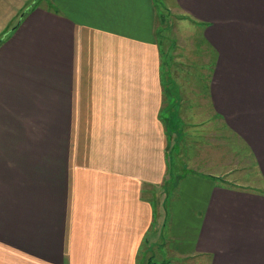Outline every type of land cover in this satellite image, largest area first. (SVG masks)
<instances>
[{"label": "crops", "instance_id": "crops-1", "mask_svg": "<svg viewBox=\"0 0 264 264\" xmlns=\"http://www.w3.org/2000/svg\"><path fill=\"white\" fill-rule=\"evenodd\" d=\"M14 1L0 40V264H148L157 249L171 263L264 264V0H171L200 33L206 88L172 76L155 0ZM180 132L206 173L172 199L184 216L181 187L204 186L192 226L168 219L162 193ZM245 155L260 188L212 180H240Z\"/></svg>", "mask_w": 264, "mask_h": 264}, {"label": "rangeland", "instance_id": "rangeland-1", "mask_svg": "<svg viewBox=\"0 0 264 264\" xmlns=\"http://www.w3.org/2000/svg\"><path fill=\"white\" fill-rule=\"evenodd\" d=\"M28 4H41V5H47L49 1L48 0H26ZM158 6V15H157V31H158V37L160 44L163 46V50L165 53V61L170 66V71L174 73L172 76L176 78L179 82H182V77L185 78L183 81H195L196 84L200 88H206V76H207V70L209 68V63H206V60H208V54L204 53L202 51L201 46V37L200 33L194 28V25L189 23L190 21L182 19V15L178 14L172 7V1L171 0H155ZM20 3L14 0H0V40L4 37L1 32L8 29L10 30L11 26L9 27L7 22L10 19H14L13 16V9L19 8L18 6ZM19 12V10H18ZM25 10L20 12V17L23 15ZM19 17V18H20ZM16 21L18 20V16L15 18ZM16 21L12 22L11 24H14ZM188 24V25H187ZM188 78V79H187ZM198 92V91H197ZM181 136L178 139H175V142L178 144V147L175 149H171V154H169L170 159V173H169V181L166 183L164 187H162V193L164 194L163 197H167L165 205L168 212V219H174L181 220L189 225L192 226V223H195V218H191V224L189 223L187 214L189 211V208L191 205H193L195 200V195L198 193L197 189H203L204 186L201 184H185L184 187H181V194L182 196L186 197L188 199V203H191V205L188 204V210L186 214L183 216V212L178 208V201L175 205L174 210H172V199L175 197L176 193H179L180 191V184L182 177H185L188 175L196 174L197 176H203L204 171H201L199 169H192L190 166L191 162L189 157V152H192L195 144L190 145L192 142V139H189L188 137L183 136V134L180 132ZM226 140V138H225ZM221 143H224V140H220ZM185 144L184 147H182L181 144ZM235 146L237 148H241L243 150V153H246V150L243 148V145L239 143H235ZM181 152L185 154V157L181 158L179 157V153L181 155ZM196 154V153H194ZM194 156V155H191ZM224 157V156H223ZM245 157L250 160L251 168L249 171H240L239 173H242L240 176V180L233 181V175L230 176L231 183H227L223 181L222 179H214L213 181H216L217 184H223L226 186H236L237 184L245 187H249L250 189L260 188L258 186V183H260L261 175L259 170L256 168L255 161L253 157L245 155ZM226 158V157H224ZM241 165H244L243 159L241 160ZM218 174V171L216 172ZM219 175V174H218ZM235 175V174H234ZM236 176V175H235ZM189 178V177H188ZM235 178V177H234ZM229 180V179H226ZM189 182V181H188ZM234 183V184H233ZM179 189V190H178ZM178 191V192H177ZM184 209V208H182ZM170 225L169 222H167L166 231L164 238H168L170 235ZM190 228V227H189ZM170 240V239H169ZM168 240V241H169ZM166 242V241H164ZM167 243V242H166ZM167 249H160L156 250L158 251L155 254V258L153 262L159 263V264H181V263H172L168 260L166 255ZM194 264H202L200 260L196 258V260H193ZM182 264H185L183 261H181ZM186 262V261H185ZM188 263V262H187ZM191 263V262H190ZM189 264V263H188ZM192 264V263H191Z\"/></svg>", "mask_w": 264, "mask_h": 264}, {"label": "trees", "instance_id": "trees-1", "mask_svg": "<svg viewBox=\"0 0 264 264\" xmlns=\"http://www.w3.org/2000/svg\"><path fill=\"white\" fill-rule=\"evenodd\" d=\"M148 264H159V263H155V262L150 260Z\"/></svg>", "mask_w": 264, "mask_h": 264}]
</instances>
